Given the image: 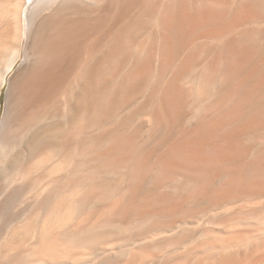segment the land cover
Wrapping results in <instances>:
<instances>
[{"label": "rangeland", "instance_id": "rangeland-1", "mask_svg": "<svg viewBox=\"0 0 264 264\" xmlns=\"http://www.w3.org/2000/svg\"><path fill=\"white\" fill-rule=\"evenodd\" d=\"M72 1L65 0L64 3L67 4ZM120 4V1L117 2L114 5L115 7L113 6L111 11L106 14V25L118 18L117 16H119L118 14H120L119 11L121 10ZM64 6L61 13L64 17L86 16L84 13L80 14V12ZM30 7L31 0H0V73L7 63L6 59L11 55V51L16 48L19 40L24 37L27 29V12L30 16V21L35 24L33 30H36L37 37L41 35V30L45 29L47 23H49L46 15L50 8L33 12V17L32 12L29 11ZM151 15L150 19L146 21L148 23L144 25L146 26L147 24V28L144 27V29L146 28L145 32L143 30L142 32L144 33H141L142 35L139 34V37L148 36L153 31L155 33L156 29L159 30V27H161V14L156 11L152 12ZM38 23L41 25H39L40 28ZM42 24L45 25L42 26ZM101 28L105 30L106 26L99 28L97 36L100 34ZM108 35L110 36V34ZM93 37V33L89 31V43L92 42L91 39ZM241 37L243 38L239 39L245 44L247 41L246 36L242 35ZM113 39H107L102 47L103 50L100 49L92 56L90 55V61L95 58L100 59L103 53L107 54L110 59V63H107L106 68L102 72L107 77L108 82L105 85L107 95L105 94L104 100L106 103L109 101V97L112 98L114 96L113 94H115L117 89L120 90V80L115 79L113 76L111 77L112 71L110 70V66H115L117 60L121 59V55L116 53L114 48H112L114 55L110 57L112 52L110 42L113 44ZM132 41H134L132 43L134 45L135 38ZM196 44H200V42L196 41ZM83 47L81 46L82 49ZM77 50L76 53L80 51L79 48ZM19 63L7 75L6 81L0 90V264H264V234L258 233V231H261L260 233L264 231V225H262L264 224V220L262 221L264 218V195L262 198H252V201L244 199L245 201L242 202L241 200V204H237L238 201L235 204H231L233 201L230 203L228 200L226 203L224 202L225 206L222 204L217 206L216 209H214L216 207L214 206L213 210V206H209L206 203L205 197L199 195V188H196L198 187L196 178L192 176V181L189 179L191 171L190 173L188 172L189 168L187 165L184 167L185 163L181 161L182 155H179L181 154L180 152L172 153V157L176 159L174 162H178L181 159L183 167L180 166V161L178 162L180 167L177 165L168 166V144L174 142V140H170V143L168 142V108L163 107L160 118V114L157 112L159 98L148 99L149 89L140 92H136L133 89L132 93L134 95H131L130 91L135 86L132 83L130 85L127 84V89L124 88L125 92L123 93L127 95L126 100L123 102L125 104L116 105L120 106L119 109L117 108L116 113V108L112 111L113 108L111 109L107 106L106 115L100 119L96 124L97 126L89 128L88 132L81 133L77 124L81 125L82 116L75 112L78 107L75 105H78L82 98H80L82 95L80 64L76 70L74 82L72 81L73 84L66 86L63 89L64 92L61 90L55 98L58 99L59 104L54 99L51 103V105H54L53 107H49L50 109L43 111L36 119L34 118V122L29 123L32 127L30 126L29 129V125L20 127L21 132H19V129H17L19 127H16L17 130L12 127L16 116L10 106L13 90L11 89L13 88L12 80ZM156 65L157 61L154 63V67ZM166 73L168 74V71ZM128 94L132 97L130 95L128 97ZM77 102L78 104H76ZM54 109H59V112H55ZM111 111L115 115L111 113V116H109ZM12 115L14 116L12 117ZM75 121L78 122L76 123ZM161 121L164 123L160 124ZM121 126L123 127L119 128ZM22 129L26 130V133ZM111 129L115 133L113 131L110 133ZM53 130L56 132L51 133ZM69 130H72L73 134L75 133L74 135L72 134L74 140L71 143V149H64L62 148L63 146L59 147L61 146V144L57 145L60 140L59 137H62ZM120 130H123V133ZM57 132V141L52 147L55 138L52 136L49 138V135ZM103 133L104 136H102ZM113 133L117 134L115 136L118 139L115 136H111L114 135ZM47 135L48 138H46ZM108 135L113 144L117 145V148L111 141L107 142V139L110 140ZM122 137H125L126 140L122 139ZM80 138L83 139L79 140ZM96 140L98 143L94 142ZM114 140H116V143L119 140L122 143H118L120 146H123L124 143L125 145L123 148L119 147L118 144L114 143ZM220 140L221 137L216 135L212 141L218 145ZM244 143L247 142L244 141ZM93 144H97L96 147ZM108 144L114 148L112 149ZM217 145L214 146V152L215 147L219 146ZM45 146L46 148H44ZM56 146L59 148L56 149ZM82 146L85 149L90 147V149H86L87 152H81L83 151L81 149ZM125 147L129 150H125ZM107 148L109 149V154L113 150L111 152L113 154H110L109 157ZM202 150L203 153H208L207 155L213 153L209 145L203 147ZM94 151L102 154L98 155L95 153L94 156ZM133 151L134 155H130ZM92 154L94 160L96 156H99L97 160L92 161L93 157H90L92 158L90 160L89 155L92 156ZM111 155L116 156L115 160L116 158H120V160L115 161ZM102 156H106L105 159ZM78 157L80 159H77ZM84 157L91 163L82 161ZM107 157L109 161L106 159ZM110 157L113 159L111 162ZM137 157L139 162H141L140 158L143 157L140 164L145 161V166L144 164L143 166L148 167L144 169H146L145 172L149 170V173L141 172L144 171V169H141L142 165H140L141 168L138 171ZM101 158L104 161L107 160L106 164L101 162ZM131 160L138 164V166L134 165L135 171L137 169L136 172H133V168L129 167L130 165L133 166ZM120 161L126 163L121 166L122 163ZM112 162L113 165L115 162L117 164L113 166ZM103 163L107 166H104ZM146 163L148 164L146 165ZM69 164L71 167H69ZM81 164L84 166H81ZM119 164L121 165L119 166ZM73 165L76 167L74 168ZM96 169H99V171H96ZM130 171L133 174H130ZM128 174H130L131 179L128 178ZM131 175L139 181L132 179ZM139 175L140 177L143 175L142 177L144 178H140ZM228 177L229 173L222 172L218 177L214 178V184L212 183V185L216 189H221L220 186L222 188L225 187L223 183ZM130 180L132 182H129ZM49 181L56 182H52L50 185ZM190 182L191 184H189ZM129 185H131L130 188ZM132 185L136 187L134 188ZM132 198L133 200H131ZM238 205L243 207L241 208L240 206L238 208ZM210 207L211 209H209ZM246 208L251 210L253 214ZM252 208H256L257 211H255L256 209L253 211ZM229 209H236V212L235 210L230 212ZM242 210L245 212L243 213ZM239 211L244 214L245 217L243 214L241 217L243 216L244 219L248 220L247 222L244 219L241 220L243 217L241 219L240 217L238 218ZM255 212L258 216L262 214V216L260 215L261 218L263 217L262 219L257 218L258 224L261 221L263 222L260 223L261 225L259 224L260 226L256 223L257 219L254 220L257 217ZM224 215L225 217H223ZM177 217L178 219L181 218L174 226H170L172 229L167 227L168 221ZM251 217H254V219H251L252 221L250 222L249 219ZM221 218L224 219L222 220ZM228 218L230 221H225ZM174 227L177 228L175 229ZM261 227H263V230L260 229ZM247 233L249 236H247ZM254 233L256 234L255 236L252 235ZM245 240L248 242L246 243ZM254 240L257 242L256 244L253 242ZM232 241L234 242L233 244H231ZM245 245L246 247H244Z\"/></svg>", "mask_w": 264, "mask_h": 264}, {"label": "bare ground", "instance_id": "bare-ground-1", "mask_svg": "<svg viewBox=\"0 0 264 264\" xmlns=\"http://www.w3.org/2000/svg\"><path fill=\"white\" fill-rule=\"evenodd\" d=\"M64 1L65 0H31L29 11L32 12V16L33 12L35 13L50 8V11L46 15L49 19V23H47L45 29L42 28L41 35L37 37L35 33L36 30H33L35 24L30 21L31 19L27 12V29L24 33V37L19 40L16 48L12 50L13 52L11 51V55H8L9 58L6 59L7 63L1 70L0 90L6 81L7 75L15 68L16 64L20 62L15 70V76L12 80L13 88H11L13 90L10 106L16 116V119L13 120L14 126H12L15 127L14 130L19 129V132H21L20 127L28 126L29 123L34 122V118L36 119L43 111L50 109L49 107L51 106L53 107L54 105H51V103L60 91H63L66 86L68 87V85L73 84L72 81L77 73L76 70L81 64V74H79L82 75V95L80 98L82 97L83 99L81 98L82 100L80 99V103L78 104L77 102L76 104L78 105H75L78 106L75 112L82 116L81 125L77 124L79 125L81 133L88 132L89 128L94 127L100 119L106 115V109H108V107L111 109L113 108L112 111L116 108V113L117 108L119 109L120 107L116 105H124L125 103L123 102L127 98V95L123 94L125 92L124 88L127 89V84L130 85V83H132L135 88H132L130 91L131 93L133 89L136 90V92L149 89L148 99L159 98V104L157 105L158 114L162 113L163 107L168 108V142L170 143V140H174V142L168 144V166L172 167V165H179L178 162L181 159L178 162H174L176 159L172 157V153L176 154V152H180L181 154L179 155H182L181 161L185 163L184 167L187 165L189 168L188 172L190 173L191 171V177L189 175V179L191 180L192 176L196 178L195 180L198 184L196 188H199V195L205 197L206 203L209 206H213L212 209L214 206H216L214 208L216 209L217 206L224 204V202L226 203L228 200L230 203L233 201L231 204H235L237 201V204H241L245 201L244 199L252 201L255 198L263 197L264 0H73L67 4H65ZM119 1L121 2V10L119 8L120 11H118L120 14L117 13L119 15L117 16L118 18L116 17V20L106 25V14L111 11V8ZM63 5H65V8L80 12V14L84 13L86 16L64 17L61 14L63 12ZM156 11L161 14V27H159V30L156 29L155 33L153 31L152 34L148 36L139 37V34L145 32L147 24L146 26L144 25L148 23L146 21L152 16L151 13ZM39 23L38 27L40 25ZM44 25L42 24V26ZM101 26H106V29L104 30V27L101 28L100 34L97 36V31ZM144 27L146 28L144 29ZM143 30L144 32H142ZM89 31H91L94 36L90 43L88 42ZM107 33L110 34V36ZM242 35H245L247 38L245 44L244 42L242 43ZM134 38L135 44L133 45L132 43L134 41L132 40H134ZM107 39H113V44L110 42L112 51L110 57L114 55L112 50V48H114L116 53L121 55V59L117 60L115 66H110V70L112 71L111 77L113 76L115 79L120 80V90L117 89L115 94H113L114 96L112 95V98L109 97V101L106 103L104 100L105 94L107 95L105 85L108 82L107 77H105L102 72L104 68H106L107 63H110V59L107 54L105 55L103 53L102 56L100 55V59L95 58L90 61V55L92 56L102 49ZM196 41L200 42V44H196ZM81 46H84L83 49ZM76 47L80 50L77 53ZM156 61L157 65L154 67ZM167 71L168 74L166 73ZM163 83L164 85H162ZM130 94H128V97L134 95L133 93ZM133 97L135 98V96ZM134 98L132 99L134 100ZM55 100H57L56 103L59 104L58 99ZM59 107L61 108L60 105ZM54 110L57 112L59 109ZM112 111L109 116H111ZM112 114H114V112ZM13 116L14 115H12V117ZM161 116L162 114H160L159 117L161 118ZM75 122L77 123L78 121ZM162 123L164 122L161 121L160 124ZM30 126L31 125H29L28 129ZM16 127L19 128L16 129ZM122 127L123 126L119 128ZM70 129H72V127H70ZM106 129L108 128L106 127ZM22 130L24 131V129ZM110 131V133H112L113 129ZM122 131L121 133H123ZM52 132L56 131L53 130L51 133ZM74 132L76 131L74 130ZM56 134H48L49 138H51V136L55 138L52 147H54L53 145L54 143L56 144L57 141L58 132ZM72 134V130H69L63 134L62 137L60 136L61 138L59 137L60 140L58 139L59 143L57 145L61 144L59 147L63 146L62 148L64 149H71L70 147L74 140L73 135L75 133ZM48 135L46 138H48ZM109 135L108 137L110 140L107 139V142L111 141ZM115 135L117 134L111 136ZM216 135L221 137L220 143H222H218V145L220 144L219 146L212 141ZM102 136H104V133ZM118 136L120 135L118 134ZM115 137L118 139L117 136ZM123 138L125 139V137H122V139ZM81 139L83 138L79 140ZM115 141L116 140H114V143H116ZM244 141L247 143H244ZM94 142H97V140ZM111 142L113 144V141ZM117 142L120 143L119 140ZM96 145L94 146L96 147ZM108 145L110 146V144ZM124 145L125 143L123 146ZM206 145L212 148L213 153H210V155H207L208 153H203L202 148ZM215 145L218 147H215L214 152ZM118 146L123 148V146L119 144ZM59 147L56 146V149ZM82 147L81 149L83 151L81 152H87L86 149H90L91 145L86 149L84 146ZM44 148H46V146ZM113 148L114 147H112V149ZM115 148H117V145H115ZM106 150L108 152L107 154H109V149L107 148ZM125 150H127V148ZM97 152L94 151V156ZM111 152H113V150H111ZM111 152L110 154H113ZM99 154L102 153L100 152ZM131 154L134 155V151L130 153V155ZM94 156L93 154L92 156L89 155V158L93 157L92 161H95L97 157H99L96 156L94 160ZM106 156L102 157L105 159ZM108 157L106 158L107 160ZM111 157H114L115 160L116 156L111 155ZM85 158L86 157H84L82 161H87V158ZM112 158L110 162L113 161ZM142 158H140L141 162L143 160ZM77 159L80 158L78 157ZM91 159L92 158H90V160ZM118 159L120 160V158ZM118 159L116 158V160ZM100 160L106 164L107 160L104 161L103 158ZM121 160L125 161L124 159ZM138 160L139 158L137 162L139 164L138 171H140V165L143 166L145 161L143 164H140L141 162ZM181 161L179 163L180 166L183 167ZM87 162H89V160ZM137 162L134 163L133 160V166L135 164L138 166ZM123 163L122 165L119 164V166H123ZM105 164L104 166H107ZM115 164L117 163L115 162ZM147 164L148 163H146V165ZM82 165L83 164H81V166ZM73 166L74 168L76 167L75 165ZM104 166L103 168L106 170ZM133 166L130 165L129 167L133 168V172H136L137 169L135 171V166ZM144 166L141 168L142 170L147 167ZM69 167H71L70 164ZM116 167L118 166L116 165ZM97 170L99 171V169H96V171ZM130 170L132 171V169ZM131 171L129 172L130 174L132 173ZM145 171L146 169L141 172ZM148 171L149 170H147V172ZM222 172L229 173V177L223 183L225 187L222 188L220 186L221 189H216L212 183L214 184V178L218 177ZM130 174H128L129 179H131ZM131 176L132 179H137L133 175ZM49 182L51 185L52 182L54 183L56 181ZM129 182L132 181L130 180ZM92 183L94 182L92 181ZM189 184H191V182ZM130 186L131 185H129V188ZM132 186L134 187V185ZM91 189L90 191L92 192ZM131 196L133 197V195ZM182 198L184 199V197ZM131 200H133V198ZM208 205L205 206L209 207ZM240 206L241 208L243 207L242 205ZM240 206L238 205V208H240ZM209 209H211V207ZM249 209L248 211L250 212L251 210ZM255 209L256 208H252L253 211ZM232 210L236 212V209ZM232 210H230V212ZM255 211H257V209ZM242 212L244 213L245 211L242 210ZM240 213L241 211H239L237 216L241 219L244 214ZM242 214L243 216L241 217ZM251 214H253L252 211ZM225 215L227 216V214ZM225 215L223 217H225ZM256 215L255 212V216ZM260 215L262 216V214ZM260 215H257L255 219L254 217L247 219H249L250 222L252 221L251 219L256 220L258 217L262 219L263 217L261 218ZM244 217L241 220H243ZM180 218L178 219L177 217L168 221L169 226L167 225V227L170 228V226H174ZM244 220L246 222L248 221L246 219ZM263 220L264 218L262 221ZM225 221L230 220L228 218V220L225 219ZM262 221L260 222L259 220L260 223L264 222ZM256 223L258 224V219ZM174 228L176 229L177 227ZM262 228L263 227L260 229L263 230L264 228ZM260 232L258 231L259 234H264V231L263 233ZM255 233L252 235L255 236ZM247 236H249L248 233ZM255 240L253 242L256 244L257 242H255ZM245 241L246 243L248 242L247 240ZM233 243L232 241L231 244ZM244 247H246V245Z\"/></svg>", "mask_w": 264, "mask_h": 264}]
</instances>
